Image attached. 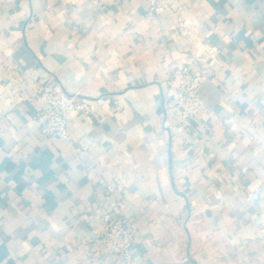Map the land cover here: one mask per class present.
<instances>
[{
    "label": "crops",
    "instance_id": "obj_1",
    "mask_svg": "<svg viewBox=\"0 0 264 264\" xmlns=\"http://www.w3.org/2000/svg\"><path fill=\"white\" fill-rule=\"evenodd\" d=\"M161 4L0 0V264H125L92 239L104 209L133 264H264V0ZM175 65L198 117L170 105ZM47 87L92 106L67 139L40 131Z\"/></svg>",
    "mask_w": 264,
    "mask_h": 264
},
{
    "label": "built area",
    "instance_id": "obj_2",
    "mask_svg": "<svg viewBox=\"0 0 264 264\" xmlns=\"http://www.w3.org/2000/svg\"><path fill=\"white\" fill-rule=\"evenodd\" d=\"M102 8L108 7L113 1L96 0ZM150 12L160 14L163 11L161 0H145ZM202 75L189 65H175L168 78L170 105L177 108L183 120L198 117L205 101L201 95ZM41 97L46 106L39 109L37 119L42 134L55 135L64 139L70 136V113H92V106L80 92L69 93L64 89L47 87ZM115 190V185H109ZM264 194V188L259 192ZM260 233L264 235V218ZM95 240L108 255L120 257L125 264L134 263V246L136 233L130 229L124 218L116 211L104 209L101 215V233Z\"/></svg>",
    "mask_w": 264,
    "mask_h": 264
}]
</instances>
